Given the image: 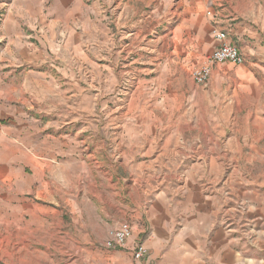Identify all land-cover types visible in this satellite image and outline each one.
Wrapping results in <instances>:
<instances>
[{"label":"rangeland","instance_id":"1","mask_svg":"<svg viewBox=\"0 0 264 264\" xmlns=\"http://www.w3.org/2000/svg\"><path fill=\"white\" fill-rule=\"evenodd\" d=\"M214 27L241 61L201 84ZM0 141L28 154L0 176L64 165L66 196L96 192L116 224L45 252L1 190L0 264H264V0H0Z\"/></svg>","mask_w":264,"mask_h":264},{"label":"crops","instance_id":"2","mask_svg":"<svg viewBox=\"0 0 264 264\" xmlns=\"http://www.w3.org/2000/svg\"><path fill=\"white\" fill-rule=\"evenodd\" d=\"M208 15H211V12H208ZM217 30L222 29L214 27L211 32L215 44L212 51L218 45V41L214 38ZM227 41L241 54L239 48L231 43L229 37ZM0 143L2 144V148H0L1 158H10L12 155L28 157V154L13 150L9 141H0ZM31 154L34 153L31 152ZM0 161L3 164H8L10 159ZM58 168L62 173L58 177L51 176L50 167L35 169L34 165L15 170L8 168L0 176V191L5 189L7 196H10V198L5 197L6 205L11 206V214L16 219L14 225L17 226L15 239L20 241L27 238L25 242L29 246L41 245L46 250L45 252H50L52 249L65 252L83 251L88 247L95 249L94 246L89 245L100 242L103 235L111 229L108 223L111 222L112 226L116 225L115 219H109L108 206L105 209L104 205L94 201L93 198H96V192L93 194V192L88 191L87 193L90 194L81 202L69 199L66 196L68 190L63 184L67 179L66 167L60 165ZM55 180L58 181V186L54 184ZM67 221L69 223H65ZM120 221L118 220V222ZM52 236L53 246L51 244ZM67 237H74L78 242L85 244L71 246L63 244L64 239ZM24 246L17 247V251L23 249L24 252H28V248ZM110 252L112 251L104 250L102 254H106L107 258L113 261L114 253L110 254Z\"/></svg>","mask_w":264,"mask_h":264},{"label":"built area","instance_id":"3","mask_svg":"<svg viewBox=\"0 0 264 264\" xmlns=\"http://www.w3.org/2000/svg\"><path fill=\"white\" fill-rule=\"evenodd\" d=\"M214 38L218 41L217 47L207 56L206 62L208 65L201 67L196 71V81L198 83H204L209 73V66L213 64H223L226 62L240 63L241 55L239 51L228 43L227 34L222 30L215 31ZM132 227L127 224H121L117 230L109 232V238L105 241L107 248L115 246H124L129 237L132 235ZM147 254V250L143 243H135L133 249V259L140 261Z\"/></svg>","mask_w":264,"mask_h":264}]
</instances>
